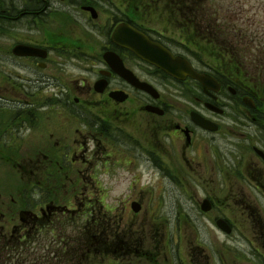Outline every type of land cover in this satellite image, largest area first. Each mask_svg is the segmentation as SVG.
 <instances>
[{"label":"flooded vegetation","instance_id":"af4514ba","mask_svg":"<svg viewBox=\"0 0 264 264\" xmlns=\"http://www.w3.org/2000/svg\"><path fill=\"white\" fill-rule=\"evenodd\" d=\"M36 1L6 7L12 23L37 19L52 28L40 41L16 40L4 54L19 62L26 84L17 87L27 95L2 102L11 110L0 112V264H89L93 189L105 195L95 166L136 169L138 156L164 175L180 173L183 208L189 170L201 165V196L191 206L216 237L201 240L212 259L201 264H264V24L216 0ZM61 8L73 15L56 16ZM121 25L123 38L132 27L211 76L217 91L175 79L121 46L112 37ZM18 43L45 57L13 54ZM34 71L41 75L28 79ZM222 137L232 142L230 156L219 147ZM218 219L229 234L214 227ZM141 258L155 261L150 252Z\"/></svg>","mask_w":264,"mask_h":264},{"label":"rangeland","instance_id":"374dc122","mask_svg":"<svg viewBox=\"0 0 264 264\" xmlns=\"http://www.w3.org/2000/svg\"><path fill=\"white\" fill-rule=\"evenodd\" d=\"M23 1L0 0V112L11 110L6 107L9 103L2 102L21 100L25 98L22 96L27 95L26 92L17 87L26 84L24 74L19 70V62L11 61L4 55L5 52H8L16 40L40 41L45 39L43 34L48 36L47 31L52 28L37 19H22L18 25L6 19V7L11 4L22 5ZM30 1L34 2V0H27V4ZM53 3L56 6L61 4L59 1H53ZM216 4L223 7L230 6L236 12H240L246 20L264 24V11H262L264 10V0H216ZM60 11L56 12V16L73 15V11H68L67 8H61ZM19 74L21 77H18ZM40 75L34 71L28 79H34ZM35 88L34 86L28 89L29 98L36 92ZM18 93H21V96ZM48 94L50 91L44 92L45 96ZM230 145L232 146V142L221 138L219 147L223 151L222 154L228 156L232 154L226 150L231 147ZM191 156L194 159L198 157L195 153H192ZM193 167H196L195 171H191L192 169L189 168V184L192 188L188 187L190 195L186 198L188 203L185 209L183 208L185 199L179 184L171 181L169 175L166 176L160 170L153 168L144 156H138L136 169L110 166L107 172H103L99 170L100 165L95 166L94 176L101 184L105 195H99L97 189H93L92 214L94 216L101 215L107 221L116 219L121 226L118 230V237L111 236L109 238L107 234L102 237V230L100 232H97L99 230L93 231V245L102 248L104 242L107 243L106 249L95 255V261L98 264H116L113 259L108 261L103 256V254L106 256L114 254L118 261L122 262L121 264H125L128 256V252L123 251L124 246L127 245L125 244L126 241L133 246L136 245V249L138 248L140 251L137 252L138 254L141 252L149 254L150 252L155 259L152 263L149 260H135L131 256L132 261L128 264H201V261L206 259L212 260L204 256L206 250L195 246L198 242L197 239H199L198 231L201 239H210L215 242L216 237L214 230L207 224L208 222L195 216L193 207L195 201L201 196L202 183L199 177L201 165L196 164ZM173 171L176 172L175 169ZM101 198L104 200L105 207H102L100 201H97ZM135 198L141 202L140 213H134L130 208V202ZM182 208L189 214V218H187L189 220L184 222L187 224L185 228H183L182 223L184 216H177ZM82 211L83 207H80L75 217L80 219ZM70 234L73 235L74 233L70 232ZM81 237L83 238V231ZM220 238L223 239V237ZM210 254H213L211 246Z\"/></svg>","mask_w":264,"mask_h":264},{"label":"water","instance_id":"95a60500","mask_svg":"<svg viewBox=\"0 0 264 264\" xmlns=\"http://www.w3.org/2000/svg\"><path fill=\"white\" fill-rule=\"evenodd\" d=\"M120 37H121V34L118 33V29H117L113 35V38L114 40H117ZM125 37H126L125 43H123L124 46L132 49L139 56L157 65L159 68L171 74L172 76L176 78H180V79H183L186 76H190L192 78L199 79L205 84L209 83V78L207 76L196 73L187 62L177 59V58H173L166 50H164L158 45L156 46L154 44H150L143 39L138 40V38L143 37L140 33L135 32L134 30H131V29H127ZM142 48H145L146 50ZM13 52L18 55H35V56L39 55L41 56V51L33 47H29L25 45L15 46L13 48ZM193 119L199 125L205 128H208V129H213L210 126V123L205 121L200 116H196L193 114ZM132 209L134 211H138L139 205L133 203ZM219 226L222 229L226 230L223 223H219Z\"/></svg>","mask_w":264,"mask_h":264},{"label":"trees","instance_id":"16d2710c","mask_svg":"<svg viewBox=\"0 0 264 264\" xmlns=\"http://www.w3.org/2000/svg\"><path fill=\"white\" fill-rule=\"evenodd\" d=\"M38 4V2L36 0H34V2H32L31 5H36ZM98 222V223H97ZM120 225L119 222L116 219H111L108 221H105V219H103L101 217V215L96 219V221L92 224V231H96L99 230L97 232H100L102 230L103 233H106L108 235V237L110 238L111 236H118V230L120 229ZM100 252V251H99ZM99 252L94 253L93 255V259L95 260V254L98 255Z\"/></svg>","mask_w":264,"mask_h":264}]
</instances>
